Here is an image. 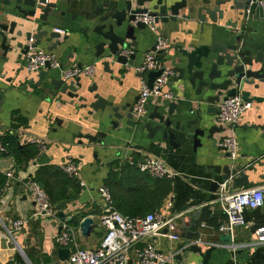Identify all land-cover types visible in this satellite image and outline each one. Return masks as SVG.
<instances>
[{
    "label": "crops",
    "instance_id": "crops-1",
    "mask_svg": "<svg viewBox=\"0 0 264 264\" xmlns=\"http://www.w3.org/2000/svg\"><path fill=\"white\" fill-rule=\"evenodd\" d=\"M16 1L0 0V137L15 134L22 147L32 143V139L45 140L47 145L42 153L39 151L36 157L30 159L24 169L15 166L13 157L0 158L1 173L11 168L17 173L0 196V231L6 233V229H11L16 220H28L21 232L13 233L21 250L15 249L16 245L11 238H0V264H66L68 259L61 261L59 250L100 247L106 234L103 217L107 214L109 205L101 197L99 188L106 186L110 190L115 199V203L110 207L122 215L144 213L151 206L143 203H136L134 207L132 205L139 201V194H136L140 192L139 189H153V183L148 181L146 174L137 171L136 166L148 157L163 159L169 169L177 174L171 179L172 191L159 210L167 202L172 203L169 215L177 217L175 222L181 237L180 241L173 242L161 236L153 242L163 254H177L176 261L169 264H201V255L186 249L190 242L186 239V224H183V219L193 207L203 204L204 199L209 196L210 182L213 178L221 181L224 175L222 170L226 166H231L237 176L247 177L237 185L231 178L230 192L264 184V130L261 129V126H264V102H253L252 109L243 116L238 126L221 129L217 121L219 104L209 105L205 101L201 102L193 88L174 80L177 76L175 73L167 89L173 94V98L153 96L147 107L148 113L142 120L148 118L161 103L183 100L184 106L177 108L179 112L182 109L186 114L182 125L185 126L188 121L203 120L201 128L205 133L196 139L192 137L179 140L181 147L176 149L168 142L163 143L159 136L153 140L149 139L147 131L142 132L139 125H128L126 118L118 127H114L108 117L111 113L110 107L105 111H92L89 106L84 107V102L67 94L59 91L51 94L53 86L48 81L36 87L40 81L39 75L45 69L38 74L27 70L32 46L27 53L13 44V50H5L1 26L9 27L13 22H18L14 36L22 30L24 36L19 41L25 45H30L24 40L28 30L34 34L41 27L54 32L56 28L68 32L67 35H61V46L52 50L57 55L61 68L51 67L48 71L49 77L63 79V69L93 65L96 68L95 76L82 78L84 93L81 94H86L90 99L99 94L108 102H113L114 106L122 108L126 105L133 107L138 99L142 81L148 83L149 73L142 75L135 68L141 65L145 55L155 48L157 34L169 42L160 59L166 67L174 70L180 56V48L214 44L219 41H215L217 36L226 29L230 30L232 17L225 16L217 24L209 20L203 23L199 20L197 12L203 0H187V7L181 10V15L176 21L159 23L157 34L148 29V39L134 49L133 59L129 61L131 69L125 66L115 67L113 64L112 74L96 59L94 47L89 48L85 44L83 13L92 11L95 6L103 3L114 4L124 0H49L58 4V10L48 16L46 25H43L39 16L31 19L34 24L31 29L22 28L23 16L15 11ZM155 2L156 0L147 3L146 6H154ZM191 7L196 10L189 12L188 8ZM22 8L30 10L25 5H22ZM182 14H186L187 18ZM257 25L264 33V22ZM7 37L10 38L11 35L7 33ZM50 45L51 43H44L34 49L49 51ZM93 84L97 86V91L94 94L87 93ZM252 96L264 99V87L260 91H253ZM134 121L139 122L137 118H134ZM214 126L217 127L210 136V130ZM195 128L194 125L189 131L193 132ZM227 136L236 138L238 142L235 158H228L229 152L222 146ZM90 137H95L98 141ZM68 161H74L79 166V184L72 178H66L69 182L66 183L64 193L73 198L58 205L62 206L61 212L65 216H59L60 211L56 206L57 218L35 217L36 202L23 187V183L37 177L41 168L56 166L64 169L63 166ZM213 167H218L220 171L216 172ZM214 213L219 214V218H213L196 230L188 227L192 232H199V236L195 237L191 244L198 243L204 250L217 248L212 253L210 264H264V245L251 244L256 238L252 227L264 225V207L247 210L245 217L252 227L237 228L234 236L220 231V227L228 222L220 203ZM85 218L94 220L91 233L87 237L83 236L80 230L81 222ZM69 223L78 224L77 227L72 225L74 242L70 246H62L58 238L63 225ZM228 236L232 238L230 241ZM144 245L140 244L130 251L127 264H142L139 250Z\"/></svg>",
    "mask_w": 264,
    "mask_h": 264
},
{
    "label": "water",
    "instance_id": "water-1",
    "mask_svg": "<svg viewBox=\"0 0 264 264\" xmlns=\"http://www.w3.org/2000/svg\"><path fill=\"white\" fill-rule=\"evenodd\" d=\"M154 0H124L114 4L103 3L95 6L94 10L84 12L83 34L85 36V44L90 48L94 47L95 57L102 62L105 70L114 73L112 66H125L128 59L122 53L128 49L134 51L135 48L149 37L147 26L138 21V16L148 13L155 18V23L176 21L181 15V10L187 7V0L172 2L171 0H156L154 6H146ZM264 0H203L202 6L197 8L198 18L201 22L206 23L208 20L217 24L219 20H223L225 16H231L232 22L229 25L230 30H225L215 38L219 41L214 44L195 46L189 48H180V56L176 61L175 81L183 82L196 91V95L200 97L201 102H207L209 105L219 104L231 97L241 95L244 101L263 103L264 99L252 96L253 91H260L264 87V33L259 30L257 23L264 22V6L260 3ZM22 5L29 7L30 10H24ZM228 6V7H227ZM225 7V9L223 8ZM58 10L56 2L49 0H17L15 11L23 17V29H31L34 27L31 19L37 18L46 25L48 16ZM189 12H194V7L188 8ZM187 18L186 14H182ZM20 17V16H19ZM234 21V22H233ZM18 22H13L10 26H1L3 36V47L5 50H13L12 44L19 49H24L27 53L29 48H34L51 43L48 50L52 51L61 46L62 36L59 33L43 29L42 27L34 34L28 30L25 34V41L30 43L25 45L19 41L24 36L21 30L14 36V29ZM93 27V28H91ZM91 28V29H90ZM7 33L11 37H7ZM31 40L35 43L32 45ZM52 41V42H51ZM155 48L153 49V51ZM133 56H131V60ZM114 64V65H113ZM51 65L48 63L45 70L39 75L40 81L36 87L42 86L48 81L53 86L54 94L56 91L67 94L71 98H76L80 102H84V107H90L92 111H105L107 107L111 108L108 114L112 125L118 127L119 123L126 118L127 124L130 126L139 125L142 132H148L149 139L160 137L163 143L174 148L181 147L178 141L184 139L204 136V130L201 128V121H188L186 125H182V119L186 116L184 110H177L179 106L183 107V100L170 103H161L148 118L145 120L134 121L135 115L133 107L126 105L122 108L114 106L113 102H108L99 94L93 95L90 99L84 93V85L82 78H77L71 82H66L58 77H49L48 71ZM162 74V71H154L148 74V85L153 87L155 80ZM32 84V83H31ZM97 86L93 84L88 88L87 93L94 94ZM91 101V102H89ZM122 112H125L123 114ZM92 113V112H90ZM217 113H219L217 109ZM139 123V124H138ZM196 126L193 132L189 131L192 126ZM214 126L210 130V136L213 134ZM223 129V126H220ZM220 129V128H219ZM264 130V126H261ZM94 141H98L95 137H90ZM227 151V148L224 147ZM230 153H228V158ZM219 172L218 167H213ZM222 172L224 175L221 181L214 178L210 182L209 196L204 199L203 204L195 206L191 209L187 216L183 219L186 224L184 231L186 239L190 242L187 250L200 254L202 257L201 264H210L211 256L216 247L204 250L198 243H192L195 237L199 236V232H192L213 218H219V214L214 213L217 204L220 203L219 189L223 182L233 179V183L237 185L247 179V177L237 176V172L226 166ZM214 177V176H213ZM62 206H58L59 216L64 217ZM94 220L85 218L80 225L83 236L90 235ZM260 226H253L255 231ZM232 238L228 236L230 241ZM71 253L70 248L59 250L61 261L68 259Z\"/></svg>",
    "mask_w": 264,
    "mask_h": 264
},
{
    "label": "built area",
    "instance_id": "built-area-1",
    "mask_svg": "<svg viewBox=\"0 0 264 264\" xmlns=\"http://www.w3.org/2000/svg\"><path fill=\"white\" fill-rule=\"evenodd\" d=\"M264 6V2L260 3ZM138 21L144 23L149 30L156 33L157 25L155 18L148 13L138 16ZM60 35H67L63 29H55ZM34 44V40H31ZM169 45L167 39L157 34L155 50L145 55L144 61L135 69L142 75L154 71H162V74L155 80L152 88L146 81H142L138 99L133 106L135 118L141 120L146 117L147 107L153 96H165L173 98V94L167 91L169 82L175 76L172 68L166 67L160 59ZM28 56L27 70L30 73L38 74L49 63L52 68H61V63L57 55L52 51L31 48ZM134 51L128 49L122 53L128 59L125 67L131 69V56ZM95 66L73 67L62 71V78L66 82L76 80L77 78H93L95 76ZM252 109V103L244 101L241 95L231 97L222 101L218 105V123L227 128H234L239 125L243 116ZM32 143L37 144L42 153L46 149V141L41 139H32ZM222 146L226 147L232 158L236 157L238 151V142L236 138L227 136L224 138ZM0 152L5 153L6 148L0 141ZM139 170L156 179H174L177 174L170 170L166 162L161 158L148 157L137 164ZM64 171L70 177L79 176V166L74 161H68L64 166ZM1 173V172H0ZM9 180L15 178L13 168L4 173ZM230 182H223L219 189L220 204L224 214L228 218L227 224L220 227V231L235 235L237 228L250 229L252 225L247 221L245 213L247 210H258L264 207V184L241 190L230 192ZM30 197L36 202L37 211L35 217L57 218V210L52 204L47 192L32 179L23 183ZM99 193L104 202L109 205L107 214L103 217V225L106 228V234L102 244L94 249H79L71 251L66 264H127L130 251L140 244H145L139 250L142 264H169L176 261V253L165 255L159 251L154 244V239L167 237L170 241L178 242L181 237L178 233V226L175 222L177 217L169 215L172 203L169 201L158 212L147 214L142 217L124 216L116 210H113V203L110 190L106 186L99 188ZM28 224L27 219L16 220L11 229H6V233L0 231V238H11L14 241L15 249L21 250L16 240L14 232H21ZM74 230L67 224L63 225L58 241L62 246H70L74 242ZM256 238L252 245H264V225L255 231ZM234 238V237H233Z\"/></svg>",
    "mask_w": 264,
    "mask_h": 264
},
{
    "label": "trees",
    "instance_id": "trees-1",
    "mask_svg": "<svg viewBox=\"0 0 264 264\" xmlns=\"http://www.w3.org/2000/svg\"><path fill=\"white\" fill-rule=\"evenodd\" d=\"M0 141L3 143V145L6 148L5 153L0 152V158L2 157H13V160L15 161V166L17 168H25L26 165L29 163L31 158L36 157L39 154L40 148L37 144L29 143L25 146H21L19 143V139L15 134H7L6 136L0 137ZM137 166V165H136ZM139 172V168H137ZM136 171V172H137ZM143 173V172H141ZM146 174V173H143ZM14 175H17L16 172H14ZM147 175L148 181H151L153 184V189L149 188L147 190H143L142 188L139 189L140 192L136 193L139 194V201L133 203V207L136 206V203L138 205H141L142 203L148 204L151 206L149 209H146L144 213H138L140 215H132V213H127L129 217H142L146 216L150 212H154L159 210V208L162 206L163 201L166 199V197L171 193L172 191V180L171 179H156L151 176ZM67 177L72 178L76 181L77 184L78 178L77 177H70L61 167L56 166H48L41 168V170L38 173V176L33 178L35 182H37L41 188H43L47 194L49 195L52 204L55 206H58L61 202H64L68 199H72V196H66L64 193L66 183L68 184L69 181H67ZM10 180L9 178L4 174L0 173V196L3 193V190L5 187L9 184ZM113 203H115L114 196L112 197ZM139 202V203H138ZM126 214V213H125ZM76 226L78 224L76 223H69V227L74 230L72 227Z\"/></svg>",
    "mask_w": 264,
    "mask_h": 264
}]
</instances>
